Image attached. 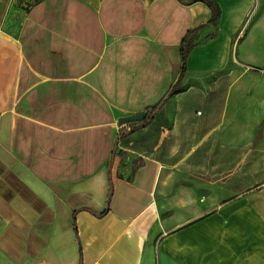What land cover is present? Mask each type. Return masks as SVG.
<instances>
[{
    "label": "crops",
    "instance_id": "1",
    "mask_svg": "<svg viewBox=\"0 0 264 264\" xmlns=\"http://www.w3.org/2000/svg\"><path fill=\"white\" fill-rule=\"evenodd\" d=\"M217 1L0 0V264H264V0Z\"/></svg>",
    "mask_w": 264,
    "mask_h": 264
},
{
    "label": "trees",
    "instance_id": "2",
    "mask_svg": "<svg viewBox=\"0 0 264 264\" xmlns=\"http://www.w3.org/2000/svg\"><path fill=\"white\" fill-rule=\"evenodd\" d=\"M202 1H204L211 8V11H212L211 17L207 23L218 25L219 19L222 15L221 5L219 4V2L217 0H202ZM204 26L205 25L197 26V27H191L190 29H188V31L185 33L184 37L182 38L181 43H180V51H181V56H182V67H181V71H180L179 76L176 79V81L173 84H171V86L169 87L166 94L156 104L148 106L144 110V112L147 113V117L143 121L129 122L128 124L121 126L120 133L118 135L117 140L126 138L129 135H131L132 133H134L135 131H137L138 129L146 127L148 124H150L153 121V119L155 118L156 114L167 103L169 98L173 94H175V93H177L183 89L184 82H185V79L187 77V73L189 70L188 69V58H189L192 50L198 44H200L204 41H207L209 39H212L218 35V32L210 33L205 38H203L202 40L199 41L197 33ZM253 69L256 71H264V69L261 67H254ZM114 152H115V148H114ZM120 153H122V152H120ZM111 165H112V160L109 162V165H108L110 174H111ZM111 194H112V190L110 192V198H111ZM108 210H109V208H106L105 211H103L101 213H97V212L96 213L98 215H104L105 213L108 212Z\"/></svg>",
    "mask_w": 264,
    "mask_h": 264
},
{
    "label": "rangeland",
    "instance_id": "3",
    "mask_svg": "<svg viewBox=\"0 0 264 264\" xmlns=\"http://www.w3.org/2000/svg\"><path fill=\"white\" fill-rule=\"evenodd\" d=\"M6 67V64H4V69ZM9 70V66L7 68ZM4 77L0 79V101L4 108H9L10 104V91H11V77L9 75V72L4 71L3 72ZM6 178V176H4ZM9 187L7 186L6 191L4 192V198H9ZM10 214V207H2L0 208V217L7 216Z\"/></svg>",
    "mask_w": 264,
    "mask_h": 264
},
{
    "label": "water",
    "instance_id": "4",
    "mask_svg": "<svg viewBox=\"0 0 264 264\" xmlns=\"http://www.w3.org/2000/svg\"><path fill=\"white\" fill-rule=\"evenodd\" d=\"M147 117V113L142 111L135 114L126 115L120 118L119 124L125 125L129 122H140L143 121Z\"/></svg>",
    "mask_w": 264,
    "mask_h": 264
},
{
    "label": "built area",
    "instance_id": "5",
    "mask_svg": "<svg viewBox=\"0 0 264 264\" xmlns=\"http://www.w3.org/2000/svg\"><path fill=\"white\" fill-rule=\"evenodd\" d=\"M37 0H31L32 3L36 2Z\"/></svg>",
    "mask_w": 264,
    "mask_h": 264
}]
</instances>
